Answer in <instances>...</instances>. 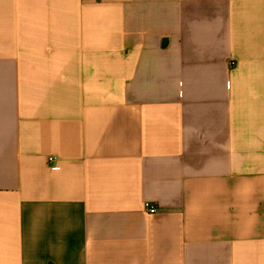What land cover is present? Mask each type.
Masks as SVG:
<instances>
[{"label": "crops", "instance_id": "0c3cea01", "mask_svg": "<svg viewBox=\"0 0 264 264\" xmlns=\"http://www.w3.org/2000/svg\"><path fill=\"white\" fill-rule=\"evenodd\" d=\"M0 264H264V0H0Z\"/></svg>", "mask_w": 264, "mask_h": 264}, {"label": "built area", "instance_id": "2783aa9c", "mask_svg": "<svg viewBox=\"0 0 264 264\" xmlns=\"http://www.w3.org/2000/svg\"><path fill=\"white\" fill-rule=\"evenodd\" d=\"M234 61H230V65H234ZM55 159V157H49V161H53ZM145 210L148 213H155L157 211V208L155 205L151 204L150 202H146L144 205Z\"/></svg>", "mask_w": 264, "mask_h": 264}]
</instances>
